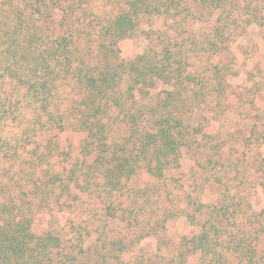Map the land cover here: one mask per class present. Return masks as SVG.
I'll list each match as a JSON object with an SVG mask.
<instances>
[{
    "label": "rangeland",
    "instance_id": "1",
    "mask_svg": "<svg viewBox=\"0 0 264 264\" xmlns=\"http://www.w3.org/2000/svg\"><path fill=\"white\" fill-rule=\"evenodd\" d=\"M80 1L85 8L104 6L108 11L111 7L107 0H77V4ZM36 4V0H0V28L12 22L19 7L33 13ZM44 9L42 6L40 10ZM241 9L236 8L233 25L228 29L233 34L228 49L219 53L208 46L216 18L207 9L200 15L201 22L192 23L196 17L193 12L182 22L183 27L164 16L149 18L132 39L124 42L125 58L147 53L163 60V50L169 48L174 67L180 65L183 71L182 78L174 79L171 85L158 86L151 98L142 99L136 91L134 112L159 115L154 108L171 92L173 108H178L177 114L185 123L188 151L180 152V165L166 172L162 180L140 170L121 190L106 191L101 175L83 163L85 133L69 127L60 131L27 125L25 118L31 116L27 112L33 108L31 103L18 96L15 85L1 82L0 199L13 198L35 207L42 201L44 209L36 216L34 230L40 234L55 228L64 240L65 254L72 249L81 258L92 251V255L100 257L118 255L123 261L137 255L170 256L183 237L198 233L200 223L193 225L189 219L195 214L193 203L213 207L225 196V207H231L229 214L235 212L232 207H237L236 217L242 214L247 219L251 209L264 208V193L259 186L264 180V2L261 12H254L255 17L260 16L259 22L247 23L249 18L241 16ZM60 18V13L56 18L45 14L46 20L40 24L45 31L41 37L50 33L47 25L53 29L60 25ZM86 19L87 26H93L94 19ZM88 45L89 41L82 42L81 48ZM186 76L189 81H185ZM62 92L75 95L79 88L66 86ZM124 93L125 84L121 95ZM121 99L127 101L126 96ZM126 103L129 108L130 102ZM62 107L66 110L67 106ZM72 108L69 102L70 120L75 115ZM125 117L114 109L107 120L113 146L129 138ZM151 126L150 122L148 127ZM86 160L88 166L92 165L94 157ZM71 170L77 171L81 189L72 185L68 195L58 180V187L49 184L50 175L59 173L67 180ZM53 188L56 191H44ZM110 206L115 216L107 215ZM198 219L207 217L198 215ZM119 241L129 251H111V244ZM116 262L112 258L103 264ZM197 263V257L190 258L189 264Z\"/></svg>",
    "mask_w": 264,
    "mask_h": 264
},
{
    "label": "trees",
    "instance_id": "2",
    "mask_svg": "<svg viewBox=\"0 0 264 264\" xmlns=\"http://www.w3.org/2000/svg\"><path fill=\"white\" fill-rule=\"evenodd\" d=\"M36 1L33 13L19 7L13 23L0 28V48L4 49L0 50V85L1 82L15 85L18 96L31 103L33 108L27 111L31 116L25 118L27 125L60 131L69 127L85 133L82 152L86 159L94 157V161L89 166L86 159L83 163L101 175L102 186L110 193L121 190L140 170L153 179H164L166 172L180 165V152L188 151L189 143L184 120L178 116V108H173V93H167L154 108L153 112L159 115L152 116L143 110L134 112L136 91L142 99L151 98L158 86L171 85L174 79L183 77L181 66L174 67L171 49L163 50V60L147 53L125 58L122 56L124 42L132 39L149 18L164 16L183 27L182 22L193 12L196 17L192 23L201 22L200 15L207 9L216 18L208 46L219 53L228 49L232 40L233 34L228 29L233 25L236 8H242L241 16H247L250 24L259 22L260 16L255 17L254 12L260 13L264 2L107 0L111 5L107 11L104 6L85 8L81 1L77 4V0ZM42 6L45 7L43 12ZM58 13L60 25L54 29L47 25L50 33L41 37L45 31L40 24L46 20L45 14L56 18ZM87 16L94 19L93 26H87ZM85 41H89V45L82 49L81 43ZM185 79L189 81L187 76ZM124 84L127 93L121 95ZM66 86L77 87L79 92L67 95L62 92ZM123 96L130 102L129 108L126 98L121 99ZM69 102L75 112L72 120L67 117ZM62 105L67 106L66 110ZM114 109L125 114L129 138L113 146L107 120ZM150 122L153 126L148 127ZM70 174L67 180L59 173L50 175L49 184L58 187L55 183L58 180L61 189L70 195L72 185L81 189L77 171L71 170ZM259 186L264 193V180ZM46 200L47 197L44 202ZM225 201L224 196L213 207L193 203L196 210L189 219L193 225L200 223V230L183 237L170 256L137 255L131 261H123L118 255L100 257L92 255V251L81 258L72 249L65 254L64 240L55 228L40 234L34 230L36 216L44 209L42 201L35 207L13 198L0 199V264H103L112 258L118 261L115 264H189L192 257H197V264H264V208L251 209L247 219L242 218V214L236 217L237 207H232L235 212L230 215L231 207H225ZM114 213L110 206L107 215L115 216ZM198 215L207 220L197 221ZM233 220L244 223L232 224ZM111 245V251L120 254L129 251L122 241ZM97 257L99 261L95 260Z\"/></svg>",
    "mask_w": 264,
    "mask_h": 264
}]
</instances>
